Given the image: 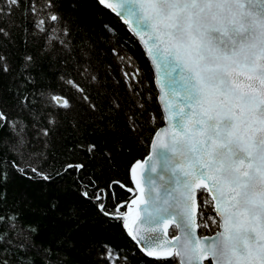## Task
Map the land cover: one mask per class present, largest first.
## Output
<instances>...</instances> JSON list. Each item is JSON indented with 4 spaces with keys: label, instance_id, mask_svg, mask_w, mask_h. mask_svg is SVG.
I'll return each instance as SVG.
<instances>
[{
    "label": "snow or ice",
    "instance_id": "snow-or-ice-1",
    "mask_svg": "<svg viewBox=\"0 0 264 264\" xmlns=\"http://www.w3.org/2000/svg\"><path fill=\"white\" fill-rule=\"evenodd\" d=\"M94 4L138 37L152 76L130 37L97 31L77 4L0 0V40L40 41L16 74L0 51L12 76L0 86V264H264V0ZM154 99L163 108L144 122ZM140 147L143 182L138 159L127 183L115 177ZM89 209L96 227L77 246Z\"/></svg>",
    "mask_w": 264,
    "mask_h": 264
},
{
    "label": "trees",
    "instance_id": "trees-1",
    "mask_svg": "<svg viewBox=\"0 0 264 264\" xmlns=\"http://www.w3.org/2000/svg\"><path fill=\"white\" fill-rule=\"evenodd\" d=\"M43 2V0H41ZM75 3L77 4V11L81 14L82 18H86L92 26H94L97 31L103 33L105 31L104 25L107 24L112 28H115L120 32L122 36L125 37H130L127 43V50L130 54L134 56L136 59V62L138 66L146 73L149 77L152 76V69L150 66V63L139 45L138 41L134 38V36L128 31V29L123 25V22L119 20L109 9L103 8V7H96L94 4V0H63V11L67 14L69 12H72V4ZM14 19H20L21 22L23 23L22 18L19 16V13H16L15 16L13 17ZM107 39V37H104ZM12 43H5L0 40V45H4L3 47H0V51H7L10 54V60H11V67L13 70V74H16L21 66V60L22 56L25 53V51L30 52L33 55H36L37 48L40 45V41L37 40L35 37H32L29 40V43L27 45L24 44L23 39H22V33L18 30H13L12 33ZM111 59V57H109ZM113 68L115 69V64L113 65ZM12 82V76L5 77L2 73H0V86H6ZM148 83L151 84L152 86V95L155 98L157 95V90L155 87L154 80L147 81ZM122 91V95H123ZM159 105V102L157 99H154L153 102L149 103L146 105L148 111L144 113L142 116V120L146 122L148 120V116L150 113H155L158 111L157 106ZM159 109L161 110V107L159 105ZM155 123V122H154ZM162 124L158 125L160 127ZM65 134H68V140L65 142H69L72 140V135H71V129L65 127L63 130ZM151 131V129L149 130ZM148 136V132L145 133V137ZM145 155V149L143 147H140L138 149H133L131 155H126L120 157V163L118 168L114 169L113 175L115 177L120 178L122 181L125 183L128 182V173L126 172L125 165L133 159H138V160H143V157ZM58 156L60 157L58 160L53 161L54 164H59L63 162V155L58 153ZM108 178V173H105L103 178L101 179V183H103V180ZM134 188L133 185H130ZM116 195L118 197H124L128 198L126 195V192H121L120 189H116ZM11 197L9 199V203H11ZM91 217V210H87L84 213V216L82 219H84L85 223L82 224L80 231L76 232L73 234V239L76 240L77 246H80L84 241L88 239V233L90 231H93L94 228L96 227L92 223L89 222V219ZM31 215L29 213H25L23 219H31ZM46 222V221H45ZM173 232V227L171 228V233ZM116 246L120 251H126L128 249L129 241L125 238H121L117 240ZM151 260L152 258H147ZM170 259V258H167Z\"/></svg>",
    "mask_w": 264,
    "mask_h": 264
},
{
    "label": "water",
    "instance_id": "water-1",
    "mask_svg": "<svg viewBox=\"0 0 264 264\" xmlns=\"http://www.w3.org/2000/svg\"><path fill=\"white\" fill-rule=\"evenodd\" d=\"M112 2H116V0H112ZM110 10V9H109ZM111 11V10H110ZM114 14V13H113ZM115 15V14H114ZM129 32H130V30H128ZM131 33V32H130ZM133 36H134V33H131ZM134 38L138 41V37H135L134 36ZM139 43V42H138ZM139 45L141 46V48L143 49V45L142 44H140L139 43ZM143 51H144V53H145V50L143 49ZM146 55V54H145ZM147 57V56H146ZM147 59H148V61H149V63H150V66H151V69H152V72H153V66L151 65V58L150 57H147ZM154 83H155V81H154ZM155 87H156V90H157V93H158V91H159V86L158 85H156L155 84ZM158 102H159V105H160V107H161V110H162V108H163V104L158 100ZM167 126V121H165L160 127L162 128V127H166ZM142 161V163L144 164V173L142 174V182H143V179H144V177L148 174V167H149V164H148V161H145L144 159L143 160H141ZM153 176L155 175V174H152ZM133 186H134V184H133ZM135 187V186H134ZM142 215H143V213H142ZM171 228H172V226H169V229H168V231H169V236H171Z\"/></svg>",
    "mask_w": 264,
    "mask_h": 264
}]
</instances>
